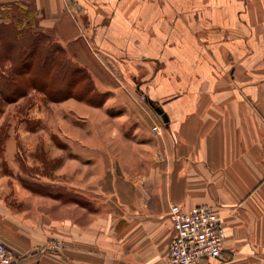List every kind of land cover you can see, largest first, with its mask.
<instances>
[{"label": "crops", "instance_id": "1", "mask_svg": "<svg viewBox=\"0 0 264 264\" xmlns=\"http://www.w3.org/2000/svg\"><path fill=\"white\" fill-rule=\"evenodd\" d=\"M0 9L29 13L75 58L130 69L136 93L168 117L154 110L164 140L148 133L133 150L104 145L116 131L83 135L82 153L127 154L122 179L99 163L84 183L112 178L101 184L117 210L30 195L31 208L13 212L0 195V241L20 264H167L171 212L199 204L226 231L221 256L199 264H264V0H0ZM62 169L71 189L87 176Z\"/></svg>", "mask_w": 264, "mask_h": 264}, {"label": "rangeland", "instance_id": "2", "mask_svg": "<svg viewBox=\"0 0 264 264\" xmlns=\"http://www.w3.org/2000/svg\"><path fill=\"white\" fill-rule=\"evenodd\" d=\"M16 13L0 9V195L4 203L11 211L19 212L31 208L28 197L34 195L56 199L61 204L76 202L91 210H117L112 186L101 184L112 178L87 187L84 183L99 174L95 169L99 163L105 173L122 179L118 162H126L127 154L97 156L92 150L82 153L83 135L95 136L102 129L116 131L115 138L103 139L104 145L133 150L135 145L142 146L149 140L148 133L164 140L161 121L145 97L136 93L130 69L123 76L105 59L109 69H103L92 55L90 61L75 58L54 34L27 25L31 20H26L25 15L27 23H22L21 14L18 17ZM34 31L45 34L42 39L50 52L49 45H56L54 60L43 63L41 48L30 52L27 40ZM74 46L86 49L83 43ZM22 58L27 60V66L23 74H16ZM176 78L177 75L171 77L174 82ZM32 80L36 82L31 84ZM141 90L145 96L154 93L148 83ZM178 91L181 90H173L172 94ZM155 95L168 103L167 94L156 91ZM95 140L91 145L96 144ZM66 163L87 172L85 180L74 184L76 188L63 184L62 168Z\"/></svg>", "mask_w": 264, "mask_h": 264}, {"label": "built area", "instance_id": "3", "mask_svg": "<svg viewBox=\"0 0 264 264\" xmlns=\"http://www.w3.org/2000/svg\"><path fill=\"white\" fill-rule=\"evenodd\" d=\"M174 235L169 243L167 264H199L220 257L226 237L225 224L209 205H194L171 212ZM0 264H20L19 257L0 241Z\"/></svg>", "mask_w": 264, "mask_h": 264}, {"label": "trees", "instance_id": "4", "mask_svg": "<svg viewBox=\"0 0 264 264\" xmlns=\"http://www.w3.org/2000/svg\"><path fill=\"white\" fill-rule=\"evenodd\" d=\"M24 15L26 16V20H27V18L30 19V14L24 12V14H23V20L21 21L22 23L24 21ZM24 22H26V21H24ZM27 25H31V24L27 23ZM5 34H6V31H5ZM32 34H34L32 36V38H28V40H27V44L30 47H32V49L30 50V52H33L34 51V48L36 49V47L39 48V49L41 48L40 49L41 52H39V56H40V58H42L43 63H45V62L47 63L49 61L54 60L55 59V56H53V52L56 51V50H58L56 48V45H54V43L51 44V46L49 45V47H51V52H50L49 51V48H48V44H45L44 41H43V39H42V38H44L45 34L42 33V32H39V31H34V33H32ZM39 44H40L41 47L39 46ZM26 61L23 58L20 61H18L19 62L17 64V67L18 68H17V70L14 71V72H16V74H19V73H22L23 74L24 73V70H25V68L27 66V62ZM34 82H36V80H32L31 84H34Z\"/></svg>", "mask_w": 264, "mask_h": 264}, {"label": "water", "instance_id": "5", "mask_svg": "<svg viewBox=\"0 0 264 264\" xmlns=\"http://www.w3.org/2000/svg\"><path fill=\"white\" fill-rule=\"evenodd\" d=\"M152 105H153V104H152ZM153 108H154V110L156 111V113H157L158 115L161 116L162 121H163L164 123H167V122H168V117H167V115L163 112V110L161 109V107H159V106H157V105H153Z\"/></svg>", "mask_w": 264, "mask_h": 264}]
</instances>
